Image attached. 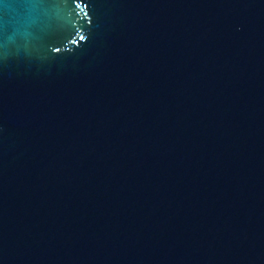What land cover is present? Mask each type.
I'll return each instance as SVG.
<instances>
[{"label": "water", "instance_id": "1", "mask_svg": "<svg viewBox=\"0 0 264 264\" xmlns=\"http://www.w3.org/2000/svg\"><path fill=\"white\" fill-rule=\"evenodd\" d=\"M0 264H264V0H0Z\"/></svg>", "mask_w": 264, "mask_h": 264}]
</instances>
